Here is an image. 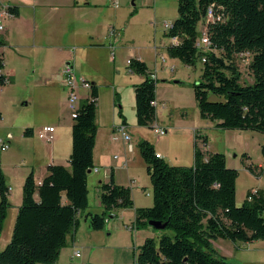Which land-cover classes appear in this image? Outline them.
<instances>
[{"label": "trees", "instance_id": "trees-1", "mask_svg": "<svg viewBox=\"0 0 264 264\" xmlns=\"http://www.w3.org/2000/svg\"><path fill=\"white\" fill-rule=\"evenodd\" d=\"M209 5L221 19L207 25L211 48L202 52L195 42ZM6 11L16 13L14 7ZM165 36L179 40L167 47L170 58L188 67L201 64V79L192 89L202 119L215 122L218 129L264 134V0H177V17ZM248 55L253 83L241 85L234 60ZM2 67L0 56V86L7 82ZM127 69L144 77L134 87L135 111L137 124L150 127L156 118L153 102L157 80L138 59L129 60ZM97 92L92 84L89 97L80 102L72 118L69 169L50 165L38 184L33 173L25 178L22 203L11 239L0 251V264H54L68 235L78 226L88 208L87 176L93 168ZM210 94L219 100H209ZM196 142L191 167L170 166L155 157L149 143L139 145L151 184L152 205L135 209L132 229H144L151 220L168 223L158 241L148 237L138 247L137 264H231L214 254L212 241L264 240V189L247 191L237 206L238 171L226 166L224 154L201 151ZM201 142L205 144L206 138ZM260 153L264 160V145ZM247 170L258 175L252 164ZM7 192L0 171V232L9 207ZM98 197L102 214L87 213L93 230H101L115 210L133 206L130 188L117 185L112 173L108 182L100 184Z\"/></svg>", "mask_w": 264, "mask_h": 264}, {"label": "crops", "instance_id": "crops-1", "mask_svg": "<svg viewBox=\"0 0 264 264\" xmlns=\"http://www.w3.org/2000/svg\"><path fill=\"white\" fill-rule=\"evenodd\" d=\"M112 1L0 0V15L7 7H14L16 10L15 15L10 13L2 15L3 30L0 31V56L3 61L1 74L7 79L6 84L0 86V131L4 132L1 149L4 151L3 156L5 157V160L4 158L0 160V166H2L0 171L8 189L7 200L10 207H8V212L15 204L14 211L11 210L12 230L18 208L22 203V187L25 178L30 173H33L34 180L38 184L47 174L48 166L62 165L67 169L70 167L69 157L72 151L73 113L68 102V92L61 83L60 71L63 65L69 62L73 66L77 78H83L91 85L97 86V129L93 148V168L87 176L88 208L80 216L78 226L68 235L66 246L60 250L58 259L54 264H99L96 262H105L104 257L107 253L101 249H105L107 246L106 235H112L113 233L106 221L109 218L119 217L124 227L131 231V236L133 233L136 236L138 231L132 229L135 209L148 206H141L139 205L140 203H137V189L139 186L135 188L134 184L124 185L126 182L119 181L114 176L113 170H111L114 182L117 185L129 187L130 190L132 187L131 196L134 205L132 208L115 210L112 216L106 218L104 227L101 230H93L89 225V218H87V213L102 214L103 212L98 193L100 184L107 182L105 177L108 178V172L103 169L104 163L101 160H95V149L99 141L104 140L107 145H119L123 148L124 157L119 164L126 170L128 179H132L128 168L127 155L133 152L134 146L132 144L131 150L127 148L118 134L117 128L119 125H124L131 136L130 128L125 123L126 114L124 110L127 107L130 115L136 119L134 87L141 83L144 77L130 72L124 63L129 58H136L142 61L147 66L148 72L153 74L156 80H158L159 69L162 66H167V63L170 64L167 67L170 73L175 70V66L171 65L172 63L164 55V51L171 45L170 38H168V43L164 50L161 47L162 45L154 44L152 61H144L140 55L138 57H130V55L124 53L125 57L122 65H118V45H116L115 52H113V47L112 52H110V47L115 44L114 41V43L109 44L110 46L107 45L93 36V30L87 32V37L80 39L78 34L80 28L78 29L79 25L74 19L76 10L82 5L89 6L90 4L101 5L102 8L108 10L109 6L112 5ZM55 13L63 14L59 21L55 20ZM71 13L72 15H69ZM99 23L100 17L87 20L85 25L96 28ZM201 25L202 27L198 28L197 31L203 29V23ZM197 34L199 35V32ZM109 36L114 39V32L112 35L109 32ZM160 58H163V61ZM168 58L170 60L175 59L169 56ZM51 66L54 67L52 68ZM119 75H122L123 78H118ZM174 82L182 84L180 81ZM18 87L20 89L19 92L25 93L19 97L14 92V89ZM89 91L90 89L77 87V106L82 100L89 97ZM157 98L159 99L155 95L156 118L151 126L163 128L166 133L164 134L165 136L163 135L164 139L156 137V142L164 141V146H161V151L157 149V145L153 146L154 153L155 155L159 154L161 156L160 159L170 166L191 167L194 162V143L197 141L199 149L204 151V147L209 143L208 136L204 131H199L198 128L200 127L194 125L190 127L188 134L177 132L176 130L168 131L170 127L158 116L157 107L160 102L157 101ZM4 103H10L12 106L10 111H6ZM32 103L38 105L34 109L35 111L28 108ZM14 108H21L24 111L21 116L14 115L12 119H8L7 116L11 115ZM118 109L121 110V113H118ZM45 127L53 128V132L47 134L52 136L50 140H43L38 137L39 132ZM197 136L200 138L197 139ZM202 137L207 140L205 144L201 143ZM173 141L179 142V145L175 148L170 146ZM182 142L186 147L184 153L181 152L180 148ZM2 144H6L5 148L2 147ZM172 149H175L174 153ZM240 154V163L244 168V173L250 176L253 175L252 177L257 179L253 180L254 183L259 184L257 187H249L247 191L264 189V160L262 156L258 158V163H254L252 161L253 157L248 151L242 150ZM112 158L115 160L120 159L117 155H113ZM225 158L226 166L236 169L239 177V164L232 158L229 161L226 156ZM97 163L101 165H97ZM250 164L257 168L256 173L258 175H254L247 170V166ZM94 169H97L98 172H94ZM35 174H38L37 178H35ZM11 184L18 185V189H12ZM139 189L144 195H150L149 192L145 191V187L141 186ZM128 222H131V224L127 225ZM116 224L118 226V221H116ZM11 229L8 232L9 234L11 232L12 235ZM115 230V232H118V227H115ZM8 236L7 241H5L7 243H9ZM7 243L5 245L0 244V251ZM212 247L217 257L224 258L231 264H264V240L242 243L217 238L212 241ZM75 252H79V257H75ZM93 255H96L97 261H91L94 263H90V258ZM119 259L123 261L114 264H125L124 260L126 258L121 257Z\"/></svg>", "mask_w": 264, "mask_h": 264}, {"label": "rangeland", "instance_id": "rangeland-1", "mask_svg": "<svg viewBox=\"0 0 264 264\" xmlns=\"http://www.w3.org/2000/svg\"><path fill=\"white\" fill-rule=\"evenodd\" d=\"M62 15L63 14L61 13H55V20L59 21ZM69 15H72V13ZM176 16L177 0H113L112 5L109 6L108 10L97 4H90L89 6L82 5L76 10L74 19L79 25L78 29L80 28V32L78 34L81 40L82 37H87L88 31L93 30V36L107 45L115 42L113 45V52H115L116 45H118V65H122V61L125 57L124 53L130 55V57H138L140 55L144 61H152L154 44L162 45L161 47H163L164 50L168 43V37L164 35L163 23L172 22ZM98 17H100V23L96 28L85 25L87 20ZM201 27V24L198 25L199 29ZM110 31L114 32V39L109 36ZM110 48V52H112V47ZM164 55L168 61L172 63L171 65L175 66V70L173 73H170L167 69L168 65H170L168 63L167 66H162L159 69L155 90V95L159 97V99L157 98V101L160 102V105L157 107L158 116L167 126L170 127L168 131L176 130L177 132L188 134L192 125L200 127L198 128L199 131H204L209 139V143L204 147V151L208 153L224 154L228 158V161L232 158L239 164L238 169L240 170V174L235 185V202L237 206L241 205L243 199H245L247 189L249 187H257L259 184L254 183L253 180L257 179L252 177L253 175L250 176L244 173V168L240 163V153L242 150L248 151L253 157L252 161L258 163V158L261 157L260 147L261 145H264V134L253 131L218 129L215 127V122L201 119L192 89V84L197 83L201 79V64L197 63L194 67H187L179 60H170L166 51H164ZM250 57V55L247 57L244 56L242 60L236 57L234 60L241 73L239 80L241 85L253 83V77L248 68L251 59ZM131 59L133 58H129L124 65L128 66L129 60ZM51 67L53 68L54 66ZM118 78L123 77L122 75H119ZM174 81H180L182 84H177ZM19 91V87L14 89L17 97L25 94L24 92ZM209 100L215 101L219 99L210 94ZM3 105L7 112L12 108L10 103H4ZM37 107L38 105L36 103H32L28 108L33 111ZM12 110L11 115L7 116L8 119H12L14 115L21 116L24 111L21 110V108H14ZM119 112L121 113V110L118 109V113ZM124 113L126 114L125 123L130 128L132 144L134 146L133 152L127 155L128 168L130 169L129 171L132 179H128L126 170H124L121 167V164H119L120 160L124 157V151L121 146H115L113 144L107 145L104 140H101V142L99 141L95 149V160L99 159L104 163L103 169L108 172V178L105 177L107 182L109 181L111 170H113L114 176H116L119 181L126 182L124 185L129 186V184H134L135 188L138 186L145 187V191L149 192L150 195H144L138 187L137 203H140L139 205L141 206L148 205L147 207H150L152 205L150 181L145 170V162L141 156L139 145L142 142H147L152 147L157 145V149L160 150L161 146H164V141H161L160 143L156 142L157 136L153 133L154 127L138 126L135 117L133 118V116L130 115V111H128L127 107L125 108ZM3 133V131H0V160L1 158H4L5 160V157L3 156L4 151L1 149ZM164 136H161L160 138L164 139ZM202 136H204V134H202ZM177 145H179L178 141H173L170 144L172 148H175ZM180 148L181 152L184 153L186 147L183 142L180 144ZM172 152L174 153L175 149ZM113 155H117L120 159H113ZM242 160L244 159L242 158ZM97 165L101 164L97 163ZM1 167L2 166H0V169H2ZM37 175L38 174H35V178H37ZM11 187L16 190L19 186L11 184ZM14 207L15 204H13V207L9 212L8 209L10 207L6 211L3 227L0 232L1 245L7 243L5 241H7V236L9 234L8 230L11 229V214L12 211H14ZM116 221H118V226ZM106 224L113 233L112 235L108 234L105 237L107 246L105 249L101 250L106 252L107 255L104 257L105 262H96L99 264L120 263L123 261L119 259L121 257L126 258L124 260L125 264H134L137 249L141 246L146 237L158 241L159 237L164 232L163 230H156L148 226L144 229L137 230L138 232L136 236L132 232L133 234L131 236V231L124 227L123 222L120 221L119 217H113L112 219L109 218L106 221ZM130 224L131 222H128L127 225ZM115 227H118V232H115ZM10 235L11 232L8 236V241ZM91 261H97L96 255H93L90 258V263H94Z\"/></svg>", "mask_w": 264, "mask_h": 264}, {"label": "built area", "instance_id": "built-area-1", "mask_svg": "<svg viewBox=\"0 0 264 264\" xmlns=\"http://www.w3.org/2000/svg\"><path fill=\"white\" fill-rule=\"evenodd\" d=\"M8 13L6 10L1 13L6 14ZM2 15H0V31L3 30V23H2ZM221 18L219 15H217L214 11V6L213 5H209L206 8L205 11V18H204V22H203V29L199 32V35L196 39L195 42V47L197 50L202 51V52H206L208 50H210L211 48V41L209 39L208 36V32H207V25L216 21H219ZM172 23L173 22H164L163 23V29L165 32L169 31L170 28L172 27ZM110 34H113V31H110ZM171 44L172 45H176L179 43V40L177 37H171L170 38ZM113 47V46H111ZM161 61H163V58L161 59ZM202 61L204 62L205 59H202ZM61 74V83L62 86L65 88V90L68 92V102H69V106L72 110V115L73 117L75 116V112L78 109L77 106V102H78V96L76 94V89L78 86L89 90L91 88V84L86 81L83 78H77L74 68L73 66L68 62L65 63L60 71ZM150 77L155 79L153 74H150ZM153 105H155V102H153ZM118 134L120 135L121 139L124 141V143L126 144L127 148L129 150L132 149V141H131V136L130 134L127 132V129L124 125H119L117 128ZM154 134H156V136L161 137L166 133V130L163 128H154ZM53 132V128L52 127H45L43 128V130L41 132H39L38 137L39 139H43V140H50L52 136H48V133H52ZM196 133V132H195ZM6 144H2V147L5 148ZM156 158H161V156L159 154L155 155ZM94 172H98L97 169L93 170ZM75 257H79V252H75ZM134 264L136 263V260L134 262Z\"/></svg>", "mask_w": 264, "mask_h": 264}, {"label": "water", "instance_id": "water-1", "mask_svg": "<svg viewBox=\"0 0 264 264\" xmlns=\"http://www.w3.org/2000/svg\"><path fill=\"white\" fill-rule=\"evenodd\" d=\"M167 223L168 222H160V221H153V220H151V221H148V226L149 227H152V228H154L156 230H163L166 227Z\"/></svg>", "mask_w": 264, "mask_h": 264}]
</instances>
